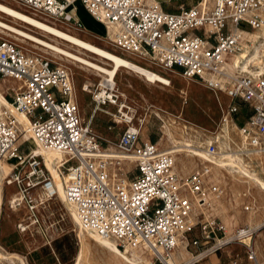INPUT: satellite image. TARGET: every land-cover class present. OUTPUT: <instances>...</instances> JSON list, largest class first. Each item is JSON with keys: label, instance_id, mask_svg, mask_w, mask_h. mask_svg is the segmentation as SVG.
<instances>
[{"label": "built area", "instance_id": "built-area-1", "mask_svg": "<svg viewBox=\"0 0 264 264\" xmlns=\"http://www.w3.org/2000/svg\"><path fill=\"white\" fill-rule=\"evenodd\" d=\"M12 1L78 29L82 27L77 18L79 8L99 24L111 23L114 46L145 53L160 67L176 69L182 77L196 79L223 94L225 115L251 150L264 153V76H233L221 69L224 57L241 49L240 32L261 24L256 10L264 0H211L205 5L197 0L190 6L179 3L173 12L152 0ZM205 73L220 74L223 80L206 78ZM3 80L18 81L2 91L6 104L0 105V162L11 163L3 185L15 188L9 207L24 210L26 218L17 222L20 231L41 228L42 213L54 196L42 157L22 138L29 130L43 148L61 155L56 170L66 176L64 197L82 228L115 241L121 249L124 245L142 247L151 254L152 264H166L183 241L192 247L211 241L217 245L242 243L250 264H264L250 245L255 229L237 226L226 234L221 221L205 217L208 194L220 192L219 186L208 180L210 161L205 159L198 168L178 177L173 156L141 136L131 108L114 90L98 86L90 91L81 85L82 91L91 94L93 104L83 120L65 67L0 39ZM101 106L114 107L113 113H107L120 127L114 150L90 125ZM237 114L243 116L239 124L234 120ZM203 151L207 156L215 153L214 138ZM209 250L215 252L216 248L210 246Z\"/></svg>", "mask_w": 264, "mask_h": 264}, {"label": "rangeland", "instance_id": "rangeland-1", "mask_svg": "<svg viewBox=\"0 0 264 264\" xmlns=\"http://www.w3.org/2000/svg\"><path fill=\"white\" fill-rule=\"evenodd\" d=\"M0 2L25 14L45 20L49 24H57L65 30L76 33L81 39L89 43L112 51L132 62L148 67L168 77L171 81V86L163 88L161 85H150L137 75L127 70H121L115 78L114 92L121 98H124L131 108L133 120L139 125L142 137H148L150 140L158 143L162 151L173 148L181 151L177 156H173L175 163L174 170L178 177L185 176L203 163V160L192 154V152L205 153L203 148L213 138L215 139V153L211 157L222 160H232L231 158L234 157L236 164L242 170H247L248 172L250 171L248 165L251 164L250 158H252L253 161H259L262 166L261 169H256L254 172L252 170L251 173L257 176H264V155L258 154L247 157L245 152L240 151V133L237 129L231 127L232 121L223 112L227 100L221 93L209 89L203 83H198L196 79H186L177 72L157 67L150 61L141 59L130 51L125 52V50L109 44L103 36L94 34L104 35L106 31L105 27L93 21L82 9L78 10L77 18L83 25L81 28L85 29L79 30L75 29L76 27L73 28V26L66 28L64 25H61V22L47 18L14 1L0 0ZM210 2L211 0L208 1V4ZM256 12L262 20L256 29H261L260 31L262 32V28H264V5L257 9ZM0 22L13 26L18 30L29 33L64 50L77 53L79 56L85 57V59L100 66L102 65L107 69L110 68L96 57L83 51H78L70 45H66L65 42L35 31L2 14H0ZM88 29H91L92 32ZM244 31L251 32L253 29L246 28ZM263 38L264 35L262 33L259 41L255 43L257 47ZM0 39L11 41L28 54L40 55L52 63L56 65L60 64L68 69L72 77L79 112L81 116L85 115L84 120H87V114L90 112L93 104L90 98L91 94L88 91H82L81 88L83 87L81 85H86L90 91L96 89L98 86L108 89L103 86V78L98 72L67 61L35 43L18 37L15 38L14 35L4 32L2 29H0ZM243 42L245 49L243 54L248 57L252 52L250 50L252 43L245 39ZM236 59L239 58L236 57L229 63L231 67L233 61ZM231 67L230 71L234 72L235 70ZM259 67L264 68V49L259 50V57H256L250 69H257ZM16 83L18 84V82ZM7 85L6 81L0 83L1 93ZM113 110L114 107L112 106H101L99 110H96L95 115L90 121L92 129L102 140L109 143L112 150H114V141L120 128L118 125L112 123V115L108 114L113 113ZM114 118L117 119L116 116ZM25 144L30 149H33L31 140ZM246 152L252 153L248 150ZM125 164L126 166L129 165ZM213 167V165L209 164L211 171H213ZM240 180L244 179L236 170L219 171L216 180L210 181L219 186L220 192L218 195H215L218 201L210 199L211 205L205 208L203 212L205 217H214L221 221L225 226L226 234L232 232L237 226L246 225L250 228L258 226V229L252 233L250 245L254 249L257 260L263 263L264 191L257 184L242 182ZM14 192L15 188L12 185L5 186L2 183L0 254L5 257L0 260V264H19L22 259L24 264H76L75 258H77L81 241L84 247V257L81 264H116L111 255L91 241L87 235L81 237L82 239L80 240L71 215L59 199H51L46 204V209L41 216L40 229L29 227L25 231H20L17 228V222L26 217H24L23 209L13 210L9 207V201ZM244 206L247 207V210L243 209ZM210 246H214L216 251L209 252ZM182 249L188 255L190 254L189 256L193 259L188 263L178 260L177 262L181 264H209L207 261L211 257L214 258V256L218 258L219 264H250L245 259L243 244L238 242L231 241L220 245L212 241L206 244L200 242L199 246L192 247L190 244L184 245L183 241L173 251L172 255L179 257ZM199 252L201 253L196 255ZM149 262L152 264V258ZM167 264H172L169 259L167 260Z\"/></svg>", "mask_w": 264, "mask_h": 264}, {"label": "bare ground", "instance_id": "bare-ground-1", "mask_svg": "<svg viewBox=\"0 0 264 264\" xmlns=\"http://www.w3.org/2000/svg\"><path fill=\"white\" fill-rule=\"evenodd\" d=\"M208 1L209 0H201L199 5H205L206 3L208 4ZM0 14L4 15L5 17L12 19L13 21L19 22L20 24L26 25V26L34 29L35 31H38L42 34H45L47 36H50V37H53L57 40L65 42L66 45L68 44L78 51H83V52L88 53V54L96 57L97 59H99L104 65L109 66L110 68L107 69L102 65L100 66L94 62H91V61L85 59V57L83 58V57L79 56L77 53L75 54L69 50H64V49H62L56 45L45 42V41H43V40H41V39H39V38L29 34V33L18 30L16 28H14L13 26H9L5 23L0 22V29H2L4 32H7V33L14 35L15 38L18 37V38L24 39L26 41L35 43V44L45 48L49 52H51V53H53V54H55L61 58L66 59L67 61H70L74 64L85 66V67H87V68H89L95 72H98L100 74V76L103 78V81H102L103 86L110 89L111 91L114 90L115 78L117 77V74L121 70H127L128 72L137 75L138 77L144 79L150 85H161L163 88H168L171 86V81L168 77L163 76L160 73H158L154 70H151L148 67H144V66H141L135 62H132V61H130V60H128V59H126V58H124V57H122V56H120V55H118L112 51L100 48L99 46H96L92 43H89V42L81 39L76 33L71 32L70 30H65V29L59 27L57 24H55V25L49 24L45 20L36 18V17L28 15V14H25V13H23L19 10H16V9L12 8L11 6L4 4L2 2H0ZM61 25H64L66 28L72 26V25L66 24V23L65 24L62 23ZM100 25L104 26L106 31H105L104 35H99V36H101V37L103 36L104 39H106L109 44L113 45L111 43V35H112L113 31L115 30V27L111 23L106 22V21H105L104 25L103 24H100ZM73 28H75V27H73ZM75 29H78V28H75ZM81 29H85V28H80L79 30H81ZM252 29H253V31H251V32H243V31L240 32L241 38H244L246 41L248 40L252 43V47L250 49V50H252V52H251L250 56L246 57L243 54L245 49H244V43L242 42L241 43L242 47L239 51H237L233 54H230V55H226L224 57V59L221 63V69L224 70V72H226L228 74H232L233 76L242 75V74L264 76V68L263 67H259L257 69H252V70L250 69L251 64L254 62V60H256V57H259V50L264 49V38L262 40H260V44L258 47L255 45L256 41H259V38L262 36V33L264 35V28H262V32L260 31L261 29H256V27H254ZM246 49L248 50V48H246ZM125 52H126V50H125ZM131 53H133L134 55H136L137 57H139L141 59H144L146 61H150L153 65H155L157 67H160L150 56H148L145 53H142V52H131ZM236 57L239 59H236L237 61L236 60L233 61L231 68L235 71L232 72L226 68L227 59L236 58ZM58 65L62 66L60 64H58ZM168 70L175 72V70H173V69H168ZM204 76H206V78L215 79L217 81L223 80V76H221L220 74L205 73ZM3 81H5V80H3ZM11 81H13V80H11ZM15 82H18V81H15ZM198 83H202V82L198 81ZM209 89H211V88H209ZM214 91L216 92V90H214ZM106 92H108V91H106ZM100 93L104 94V92H102V90H100ZM72 96H73V98L74 97L76 98L75 93H74V89H73V95ZM2 104L3 105L6 104V101L3 98L2 93L0 92V105H2ZM18 119L20 121L24 120V118L20 115H18ZM22 138H23L24 142H28L31 140V143L33 145V149H31V151L34 154L40 155L42 157L43 163H44L46 169L48 170V172L51 176L52 183L54 185V196L51 197V199L52 200H55V199L58 200L59 199L60 202L63 204V206L66 207L67 211L71 215L73 222L77 228V231H78L77 236H79L80 240L82 239L81 237H83L84 235H87L91 241H93L95 244L99 245L102 249H104L107 253H109L111 255V257L114 259L116 264H150L149 260L152 258V256L150 253L145 252L142 249V247L130 248V247L124 245L123 248L121 249V248H118L116 246L115 241L108 239V238L100 237V236L96 235L93 231L82 228V226L80 225V223L77 219V216L75 214L73 206L70 203H68L64 197L63 183L62 182L66 176L63 173L60 174L56 170V162L60 159L61 155L56 151L43 148V146H41L37 142V140H35V138L33 137L32 133L29 130H26L23 133ZM234 144L237 145L236 143H234ZM156 146L159 147L158 143H156ZM109 149L112 150L111 147H109ZM159 150H161L160 147H159ZM246 150L252 152L253 154L247 153ZM240 151L245 152L247 157L256 156L258 154L264 155V153L251 150L246 145V142H245L242 135H241ZM164 152H168L172 156L175 157L181 151L177 148H173V149H166V150H164ZM192 154L198 156L202 160L208 159L210 161L209 164L214 166L212 168L213 171L210 170V175L208 178L209 181L216 180V177H217V174L219 171H222V170H224V171L233 170L234 171V170H236L239 174H241V176L244 179V180H240V181H242V182L245 181V182H248L251 184H253V183L257 184L259 186V188H261V190L264 191V178H263L264 176L263 177L260 175L257 176V175H254L251 173L252 170L254 172V170H256V169L257 170L261 169L262 165L260 164L259 161H253L252 158H250L251 164L248 165V169H250V171L248 172L247 170H242L241 167L236 164L234 157L231 158L232 160H229V159L222 160L220 158L217 159L216 157L207 156L205 153H201V152H197V151H193ZM174 157H173V171L175 172V170H174V164H175L174 163ZM125 163L129 164V161H125ZM10 168H11V163H9V161L0 162V208H1V186L3 183V178L9 172ZM208 198H209V205L208 206L211 205L210 199L218 201V199H216L217 197L215 196V194H208ZM253 229H255V230L258 229V226H255ZM176 249H174V250H176ZM180 253L181 254L179 255V257L178 256L175 257L174 255H172L173 252L171 253V256L168 259L170 260V262L172 264H175V263L181 264V263L177 262L178 260L180 262H183V263L184 262L188 263L193 259L192 257L189 256L190 254L188 255V253L183 251V249L181 250ZM3 257H5V256L0 254V260H2ZM83 257H84V247H83L82 241H81V246H80L79 252L77 254V258H76V264H81V262L83 261ZM167 260H166V264H167ZM19 264H24V262L22 260H20Z\"/></svg>", "mask_w": 264, "mask_h": 264}, {"label": "crops", "instance_id": "crops-1", "mask_svg": "<svg viewBox=\"0 0 264 264\" xmlns=\"http://www.w3.org/2000/svg\"><path fill=\"white\" fill-rule=\"evenodd\" d=\"M152 1H155V2H157L160 6H161V8L163 9V10H165V11H168V12H173V11H175L176 10V8H177V4H179V3H181V4H183L184 6H190V5H193L197 0H179V1H172V0H152ZM80 9V8H79ZM78 9V10H79ZM77 14H78V11H77ZM91 18V17H90ZM81 22V21H80ZM82 24V23H81ZM83 26V25H82ZM88 30H90L91 32H92V30L91 29H88ZM243 32H245L244 30H242ZM94 33V32H93ZM95 35H97V36H99V35H103V34H98V33H94ZM241 40H242V38H241ZM242 42H243V40H242ZM244 43V42H243ZM234 58H230V59H227V66H226V68L227 69H229V70H231L230 69V62H231V60H233ZM232 64V63H231ZM173 70H175V72H177L178 73V71L176 70V69H173ZM6 82H7V86L6 87H9V86H11V87H13V86H15V84L16 85H18L15 81H11V80H5ZM2 81H0V83H1ZM220 93V92H219ZM223 95V94H222ZM224 96V95H223ZM225 97V96H224ZM227 102V101H226ZM89 115V113L87 114V116ZM80 116H81V114H80ZM81 118L84 120V118H85V115L83 114L82 116H81ZM242 118H243V116H242V114H237V115H235L234 116V120H235V122H236V124H239L240 122H241V120H242ZM230 125H232L231 127H234L235 129H237V131H238V128H237V126L232 122V124H230ZM230 136V135H229ZM240 137H241V135H239ZM148 138V137H147ZM152 141V140H151ZM110 146H108V148H109ZM21 258V257H20ZM22 259V258H21ZM23 260V259H22ZM75 261H76V258H75ZM207 263H209V264H219V260H218V258L216 257V256H214V258H209V260L207 261ZM75 264V263H74Z\"/></svg>", "mask_w": 264, "mask_h": 264}]
</instances>
